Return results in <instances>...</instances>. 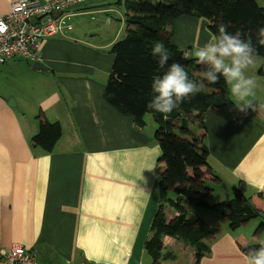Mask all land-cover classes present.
Wrapping results in <instances>:
<instances>
[{"label":"crops","instance_id":"obj_1","mask_svg":"<svg viewBox=\"0 0 264 264\" xmlns=\"http://www.w3.org/2000/svg\"><path fill=\"white\" fill-rule=\"evenodd\" d=\"M13 1L0 0V16ZM114 1L83 0L69 7L68 27L48 37L35 60L44 69L22 58L0 64V246L20 243L46 264H151L144 242L153 214L167 198H176L158 187L154 120L145 115L146 126L139 129L103 97L113 60L109 48L124 34V25L108 28L111 20L101 17L114 10ZM211 37L205 19L183 15L174 24L172 42L194 57L195 48ZM261 66L264 58L246 70L256 80L252 107L239 110L233 123L210 110L203 117L207 163L220 179L207 202L211 196L227 201L225 195L240 181L248 191H264ZM40 114L61 126L49 151L31 141ZM183 204L219 228L199 264H246L239 246L258 241L252 233L230 230L218 220L217 213L226 218L219 211L199 214L195 207L209 208ZM164 213L169 220L178 212L165 205ZM162 244V253L175 255L171 264L183 256L194 263L193 247L172 236H164Z\"/></svg>","mask_w":264,"mask_h":264},{"label":"trees","instance_id":"obj_2","mask_svg":"<svg viewBox=\"0 0 264 264\" xmlns=\"http://www.w3.org/2000/svg\"><path fill=\"white\" fill-rule=\"evenodd\" d=\"M115 3L123 4L125 31L109 48L113 60L103 97L120 113L130 116L139 129L146 126L145 115H152L156 125L154 139L160 148L156 164L158 187L176 195V198H167L165 205L178 212L168 220L165 205L159 204L144 250L151 256V264H171L175 255L162 253V239L176 237L194 248L193 264H199L201 258L208 255L209 242L219 233V228L191 214L183 201L222 212L227 217L229 229L236 230L251 219L264 216V191L248 193L246 184L240 181L233 187L229 200L206 201L212 185L219 184L220 179L207 163L209 151L203 117L210 110L233 123L240 112L230 99L227 83L223 79L215 84L204 80L201 75L204 67L172 42L174 24L183 15L202 18L213 36L218 34L219 24L224 23L229 32L239 31L242 39L252 42L254 55L264 58V5H258L256 0H115ZM158 41H163L172 53L169 63L183 64L189 77L203 84L201 93L166 116L148 107L151 80L163 71L157 72L156 59L151 53ZM258 71L263 74L264 66ZM60 135L58 121L50 122L42 114L38 115V131L32 136V145L49 151ZM263 232L264 221H260L252 234L258 241L242 244L240 250L246 254L250 248L264 245L259 241Z\"/></svg>","mask_w":264,"mask_h":264},{"label":"clouds","instance_id":"obj_3","mask_svg":"<svg viewBox=\"0 0 264 264\" xmlns=\"http://www.w3.org/2000/svg\"><path fill=\"white\" fill-rule=\"evenodd\" d=\"M255 48L250 40L241 38L239 31L229 32L228 25L220 23L218 34L202 46H197L192 55L196 63L204 67V80L215 84L223 79L230 85L236 107L243 111L252 107L256 80L246 75V70L255 63ZM151 53L156 59L157 72L151 80V100L148 107L162 115L171 113L181 103L191 100L203 91V84L191 79L186 67L178 62L169 63L172 53L163 41L155 42ZM246 264H264V245L253 247L245 256Z\"/></svg>","mask_w":264,"mask_h":264},{"label":"built area","instance_id":"obj_4","mask_svg":"<svg viewBox=\"0 0 264 264\" xmlns=\"http://www.w3.org/2000/svg\"><path fill=\"white\" fill-rule=\"evenodd\" d=\"M81 1L14 0L9 11L0 16V64L14 58L38 60L44 41L68 27L67 9ZM0 264L46 263L39 261L25 245L14 242L0 246Z\"/></svg>","mask_w":264,"mask_h":264},{"label":"rangeland","instance_id":"obj_5","mask_svg":"<svg viewBox=\"0 0 264 264\" xmlns=\"http://www.w3.org/2000/svg\"><path fill=\"white\" fill-rule=\"evenodd\" d=\"M112 10L111 12H108L107 14H105L104 16H101L102 18H104V22L105 23H108V20H111V23H108V28H112V29H118L120 26H123L124 27V31H125V24H124V18H123V11H124V7H123V4L122 3H114L112 4ZM177 22V20H176ZM207 22V21H206ZM122 23V24H121ZM208 29V28H207ZM72 31H69L68 34H71ZM123 35H121L122 37ZM120 37V38H121ZM119 38V39H120ZM253 59L254 61L257 59H262L261 57H258V56H253ZM259 67V66H258ZM148 119H150V121H152V115L151 114H146ZM193 129H195V125L192 126ZM252 191H248V193H251ZM222 194V192H220ZM232 193H228L227 195H225L226 197V200H229L231 197H232ZM228 196V197H227ZM214 200H219L218 197L216 196H211L208 198V201L209 202H216ZM201 211H210L212 213L213 210H210V209H202V208H198V207H195L194 208V212H199V214H201L200 212ZM217 213V212H216ZM222 213V212H221ZM223 214V213H222ZM221 214H218L217 213V216L219 217L218 220H220V222L224 221L225 222V225H227L226 222H228L227 220V217L225 218V220L222 218V216L220 217ZM203 216V215H202ZM207 218V217H205ZM260 221H264V216H259L257 218H253L251 219L248 223L242 225L240 227V230L246 232L247 234H253V231L255 230L256 226L258 225V223ZM259 241L261 243H264V232L261 234L260 238H259ZM187 261H188V257L187 256H183L179 261H178V264H187Z\"/></svg>","mask_w":264,"mask_h":264},{"label":"water","instance_id":"obj_6","mask_svg":"<svg viewBox=\"0 0 264 264\" xmlns=\"http://www.w3.org/2000/svg\"><path fill=\"white\" fill-rule=\"evenodd\" d=\"M55 14H58V12H56ZM32 67L37 68V69H44V67L40 61H35L32 65ZM10 102H12V100Z\"/></svg>","mask_w":264,"mask_h":264}]
</instances>
